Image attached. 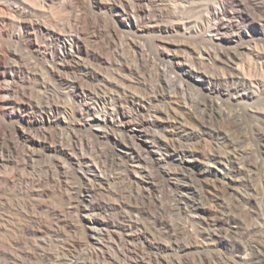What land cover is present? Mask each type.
<instances>
[{"label": "rangeland", "instance_id": "obj_1", "mask_svg": "<svg viewBox=\"0 0 264 264\" xmlns=\"http://www.w3.org/2000/svg\"><path fill=\"white\" fill-rule=\"evenodd\" d=\"M64 1H58L53 9L36 13L34 18L48 28L52 26L51 29L58 33L73 29L71 8ZM189 2L186 7L177 8L175 17H164L158 31L136 39L140 41L144 54L148 55L145 62L126 40L109 38L105 34L98 37V44L104 48L108 63L93 68L100 69L98 72L101 75L118 83L127 94L143 98L150 114L157 112L160 116L156 127L160 143L165 141L170 145V152H165V148L160 146L164 159L160 164L144 165L147 172L142 175L154 185L151 190H139L125 177L126 165L117 153L112 162L109 144L105 140L92 143L94 146L89 145L87 150L84 148L88 159L109 179L105 185L93 182L96 185L93 186L91 202L94 205L119 204V215L115 211L101 209V216L120 225L132 222V236L117 229L121 242L105 231L92 240L84 231L80 222V191L91 187L92 183L80 178V173L64 179L59 189L54 190L50 184H45L42 187L46 190L44 196L32 197L35 201L42 199L48 206L65 210V216H54L44 209L31 210L24 206L22 200L26 198L16 195L10 184L5 185L2 176L36 180L45 170L38 162L26 165L20 153L10 151V154H6L8 163L0 169V264H264V12H254L250 6L243 10L248 22L242 24L243 35L229 48L231 54L238 53L240 67L249 70L252 65L258 70L255 84L242 91L254 97L238 101L227 99L225 105L220 106L225 114H220L217 110L219 99L208 92L204 83L172 85L167 76L160 77L156 72L163 65L169 67L168 70L175 67L172 64L174 61L169 59L171 54L169 58L162 59L160 45L177 48L180 57L186 60H194L195 53L211 49L204 28V6L200 7L193 0ZM1 4L8 7L6 2L2 1ZM88 6L91 8L89 1ZM72 10L78 11L79 8L72 7ZM5 18L8 20L9 16ZM5 30L0 39V45L5 46L4 50H0V62L5 63L7 70H29L28 82L24 85L28 95L22 99L20 112H15L23 120L15 115L12 119L6 118L5 122L0 121V131L5 129L8 135L16 136V130L27 126L29 117H39L35 109L37 103L45 99L62 107L70 103L66 96H62L63 87L55 86L54 90L58 92L52 95L53 88L44 84L47 77L43 70L52 61V52L57 44L45 36H39L37 42L44 52H30L10 41L8 36L14 31L11 23L7 22ZM7 50L17 55L15 59ZM215 57V61L211 59L209 62L216 75H232L233 67L227 59L224 56ZM121 63L124 67H119ZM114 70H125L121 81L115 77ZM169 74L174 77L172 73ZM91 86L101 95L106 91L112 94L104 89L100 81H95ZM153 96H158L157 101H148ZM26 108L28 110L24 111ZM125 109L130 110L129 106H125ZM167 111L169 115L165 113ZM65 117L67 123L58 129L63 143L72 131L74 135H90L88 128L83 126L75 125L72 128L70 113ZM181 117L185 118V123L180 121ZM183 149H190L194 158L178 159ZM211 155H217L222 164L215 162L207 167ZM196 192L203 193L201 202L208 208L206 213H197L194 208L200 202ZM35 218H41L52 227L48 228L45 223L43 228H39L33 223Z\"/></svg>", "mask_w": 264, "mask_h": 264}, {"label": "bare ground", "instance_id": "obj_2", "mask_svg": "<svg viewBox=\"0 0 264 264\" xmlns=\"http://www.w3.org/2000/svg\"><path fill=\"white\" fill-rule=\"evenodd\" d=\"M2 1L3 3H8V7H3L1 4ZM58 1L60 0H0V39H2V36L6 33L5 27L7 22H9L14 28V31L11 32L8 37L11 42H14L21 48L29 50L30 52H44V48L37 42L39 36H45L50 41L57 44V47L54 48L52 52V61L46 66V70H43V73L47 77V82H44L46 80H44L45 76H43V82L46 87L53 88L52 95H57L58 91L54 90L55 86L63 87L64 92L62 91L63 94L62 92L61 94L62 96H66L71 104L68 105L70 108L68 106L62 107L53 101L45 99L35 106V109H37L39 113V117L36 118L33 115L29 117L26 121L27 126H22L20 129L16 130V133H18L16 136L8 135L5 129L0 131V169H3L8 163V156H6V154H10V151H16V153L18 152L24 157L26 165L38 162L45 170V173L38 176L36 180L23 177L15 179L14 177L7 176H2L1 179L5 185L10 184L12 186L16 195L26 198L25 200H20L23 201L24 206L27 208L31 210L44 209L54 216H65V210H58L55 207L48 206L42 199L35 201L32 197L38 195V197L42 198L46 191L42 188L45 184H50L54 190L59 189L64 179L66 180L69 176L80 173V178L88 181L89 184L92 183L90 184L91 187H87L80 191V202L82 203L80 207L81 227L89 234L92 240H96V237L101 235L104 231L120 239V237L117 236L116 230L119 229L121 232L129 234L132 222L128 225H120L117 221L109 222L102 218L101 209H106L111 212L115 211L119 215V208L117 207L119 204L117 206L110 203L94 205L91 202L90 199L94 193L93 186L96 185H94L93 182L99 185H105V183L108 184L109 179L102 175L103 172L100 171L101 169L99 170L96 164L94 165L90 159H88V156L84 154V148L87 150L86 147L92 143L105 140L107 144L111 145L110 147L108 145L110 149H108V152L110 151L109 153H111L112 162L117 153L116 155L118 158L126 165L125 177L135 184L139 190H143V188L151 190L154 185L149 178L142 175L147 172L144 169V165H148L149 163L160 164L164 160L160 146L165 148V152H170V145L165 141H161V143L159 141L156 128L157 118L160 117L158 113L154 112V114L151 115L147 108L148 104L143 98L133 94H127L125 89L118 83H113L109 81L107 77L101 75V73L98 72L100 69L95 70L93 68V66L96 67L108 63L105 58L104 48L100 47L98 44V37L105 34L109 38L126 40L128 45L136 50L141 61L145 62L147 61L148 55L146 56V54H144V49H142L139 44L140 41L137 42L136 39L145 34L158 31L164 17H175L178 7L184 8L187 6L186 3L191 2H189V0H65V5L67 3L66 6L68 7V5H70L71 8L72 19H69L72 21L73 29H69L70 26L67 25L69 26L68 31L58 33V31L51 29L52 26L48 28L44 26L45 24L43 25L40 23L37 20L38 18H34L36 13L44 12L50 8L53 9ZM88 1L91 4V8H89V6L87 7ZM193 1L200 7L204 6V16L206 20V26L204 28L207 32L206 40L210 43L211 49H204L195 53L194 60L192 58V60H186L180 57V52L177 48L171 49V46L158 45L161 49L160 56H162V59L164 57L169 58L168 56L171 54L169 59L174 61L172 64H174L175 67L173 70H168L167 68L169 67L163 65V68H157L158 70H156V72L160 77L167 76L169 83L172 85L187 84L188 86H193L196 85V82L204 83L208 92L215 94L219 99L217 102V110L220 114H223L224 108L222 109L220 106L225 105L227 99L238 101L253 96L251 93H243L242 91L249 89L255 84L258 70H256L255 67L252 68V65L249 66V70H244L242 66L240 67L238 65L239 58H237L238 53L236 52L237 55L231 54L229 48L233 42H236V40L243 35L242 24L248 22L243 14V10H246V8L250 6L254 12L259 10L264 12V0ZM72 7L75 9L77 7L79 10L74 11ZM5 16H9V19L6 20ZM0 46H2L0 50L5 47L3 45ZM7 51L8 53H12L11 55L15 59L17 55L14 52ZM215 56L219 58L224 56L227 59L228 63L233 67L232 75H216L215 70H212V65L209 62L211 59L215 61ZM221 62L224 63V61ZM119 67H124V65L121 63ZM124 71L125 70H114L115 77L118 78V80L120 78L121 81ZM169 73H172L174 77L168 76L170 75ZM212 73L214 75H211ZM27 75H29V70H7L5 63L0 62V121L5 122L4 120L6 118L9 117L12 119L13 116L18 115L15 112L21 109L23 104L22 99H24L25 95H28L26 88H24L29 78ZM154 75L156 76V74ZM95 81L102 82L104 89L110 91L112 94L109 95L107 91L104 95L96 92L97 90L93 89L91 86ZM188 86L187 88H189ZM169 87L167 89H169ZM245 87L246 89H244ZM170 88L172 89V87ZM142 94L145 93L143 92ZM156 99H158V96H153V98L148 101H154ZM28 104L27 108L30 109L31 103L30 106ZM125 106H129L130 110L127 111ZM27 108L23 110L27 111ZM6 109H10V111ZM199 110V112H201V109ZM67 113H70L73 119V123L71 124L72 128L76 127L75 125L83 126L88 128L90 135H74L75 132L72 131L66 138L67 141L64 142L67 143L64 144L63 136L58 129L67 123V117H65ZM165 113H167V115L170 114L169 111ZM153 115L157 116L154 117ZM17 117L23 120L21 115ZM180 121L185 123V118L181 117ZM92 146L94 145H91V147ZM179 153L180 156H178V159L183 160V157H188L190 159L194 158L190 149H183ZM90 154L91 152L89 155ZM209 159L207 167L215 162L222 164L221 159L217 155H211ZM183 174L185 173L183 172ZM201 194L203 193L196 192V195L200 198V202L197 203L194 208L197 213H206L208 208H206L205 203L201 202L202 199H204ZM150 197L148 198L150 199ZM33 223L37 224L39 228H43L45 223L48 225V223L41 218H35ZM51 227V225H48V228ZM129 236H132L131 233ZM121 241L122 238L120 239V242Z\"/></svg>", "mask_w": 264, "mask_h": 264}]
</instances>
